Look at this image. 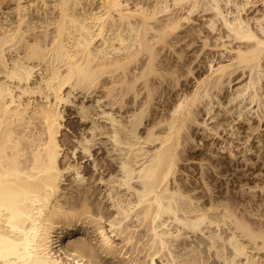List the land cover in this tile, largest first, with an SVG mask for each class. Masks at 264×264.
I'll return each instance as SVG.
<instances>
[{
  "label": "bare ground",
  "instance_id": "1",
  "mask_svg": "<svg viewBox=\"0 0 264 264\" xmlns=\"http://www.w3.org/2000/svg\"><path fill=\"white\" fill-rule=\"evenodd\" d=\"M263 97L264 0H0V264H92L56 245L101 213L70 148L107 154L111 232L149 263L264 264Z\"/></svg>",
  "mask_w": 264,
  "mask_h": 264
},
{
  "label": "rangeland",
  "instance_id": "2",
  "mask_svg": "<svg viewBox=\"0 0 264 264\" xmlns=\"http://www.w3.org/2000/svg\"><path fill=\"white\" fill-rule=\"evenodd\" d=\"M260 6V3L257 5ZM255 8V7H254ZM252 8L250 12L254 10ZM256 13H259V11H256ZM206 18V17H205ZM204 18V19H205ZM219 54L217 53L216 59L218 58ZM230 92L232 91V87L229 90ZM264 99V97H263ZM256 104V103H255ZM254 104V105H255ZM258 106H256V109ZM261 111V110H260ZM71 111L67 112L66 119L67 120V125L68 128L64 131V136L71 135L73 140H76V136L78 135L76 131L70 126V120L72 117L76 116L77 113L71 114ZM251 117V123L255 122L258 120V114L256 110H253V112L250 114ZM239 123V126L241 127V131H244V129L247 130L246 126L248 125V122L241 120L237 121V124ZM260 124V123H259ZM258 125V123L256 124ZM261 128L255 133L258 134L261 132V135L264 134V121L261 122ZM87 127V128H86ZM88 129V126L85 125L82 127V129ZM81 129V130H82ZM81 133V131H79ZM201 132H203L201 130ZM225 134V133H224ZM231 134H229L230 136ZM251 141L253 143H258L259 139L255 138L254 135L251 138ZM236 142H239L236 140ZM244 144L240 145L239 148H243ZM199 148V147H198ZM219 150V149H218ZM224 153H219V156L226 157V152L227 150H222ZM72 152V148L67 150V158L65 157V160L72 162L75 164L76 162L80 161V171H82V180L81 183L83 184L84 188L94 190L97 189L96 195L93 197V202L95 207L97 208L96 211H100V214H92L91 212L88 214H85L82 216L84 219L83 221L80 220L79 222L76 223L73 227H68L64 226L62 229V224L56 228L55 234V239L57 240L58 248L62 247L65 248L67 251H71L70 249L73 247L74 244L81 242V241H86L88 242V252H87V259L92 263V264H152L149 263L150 256L149 252L139 251V245L134 247L131 243H127V241H123V236L117 234L116 232H111L112 227L110 226V220L107 219L105 214H107L108 210L111 209V204L110 200L108 198V193H109V188L104 181H101V178L103 177L105 180L111 179L113 176L109 171L105 170V167H102L104 163H107L108 156L106 153H103L102 150L96 152V150H93V155L92 157H83V155H79V158L77 157H71L70 153ZM69 153V154H68ZM253 153L249 152V155ZM254 156V161H257L258 158H256L255 154ZM83 157V158H82ZM242 162V160H241ZM98 164V169H96V165ZM89 166L92 168L90 172L85 170V167ZM241 168H244L242 166ZM247 168V166L245 167ZM68 180H65L63 182V187L67 189L68 192H70V197L73 195H76L77 190V185L78 183L75 182V175L74 174H69L67 175ZM103 216V218H102ZM105 216V217H104ZM99 223L103 225V227L111 232V235L113 236L114 239V245L117 249V254L118 257L114 258L110 255H105V254H100L94 250V247L98 246V240H99V235H98V228L100 226ZM147 237L141 241L144 242L146 241ZM64 250V249H63ZM158 259V264H162V260L159 258V256H156Z\"/></svg>",
  "mask_w": 264,
  "mask_h": 264
}]
</instances>
